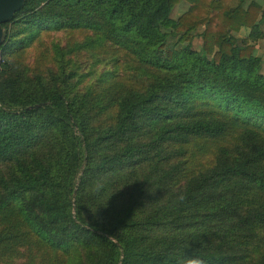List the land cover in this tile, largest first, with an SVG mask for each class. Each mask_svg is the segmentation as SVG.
<instances>
[{"label":"trees","instance_id":"1","mask_svg":"<svg viewBox=\"0 0 264 264\" xmlns=\"http://www.w3.org/2000/svg\"><path fill=\"white\" fill-rule=\"evenodd\" d=\"M246 1L27 0L2 24L0 264H264V10ZM59 30L67 49L30 61ZM81 51L132 62L88 80ZM231 101L255 117H220Z\"/></svg>","mask_w":264,"mask_h":264},{"label":"rangeland","instance_id":"2","mask_svg":"<svg viewBox=\"0 0 264 264\" xmlns=\"http://www.w3.org/2000/svg\"><path fill=\"white\" fill-rule=\"evenodd\" d=\"M188 9V4L186 2H181L178 4L171 12L172 18L179 17L183 12H185ZM13 29V34L20 33L22 35H28L29 33H24L22 29H20L19 26H15L14 24L8 25ZM203 31V27H199L196 30L193 31L192 40L190 43V46L193 50L200 51L201 49V32ZM20 35V36H22ZM244 34L239 33V37H242ZM69 34L67 31H52V32H45L41 31L37 35L34 36V40L32 44L30 45L28 49V53L30 56V61H34L37 56H41L45 60H47L48 57H50L49 53L52 51L54 52L55 47H59L60 49H67V41H68ZM19 37V36H17ZM16 37V38H17ZM241 38H239L240 40ZM176 40L175 37H173L170 42H174ZM86 41V40H85ZM255 54L259 56L263 63L261 65L260 73L264 74V38L260 39L255 44ZM66 54V52H64ZM81 54H79L80 61L82 62V66L79 68L80 72L84 73L82 75H85V77H88V80H91L92 78H97L98 75H102L104 73H107V71H115L116 69L120 72L124 71L128 65L132 62L130 59H132L128 54H120L118 56L119 61L121 62L120 66H117V68H112L111 65H102V64H95L92 67L88 68V63L90 64V59L88 60V63H86L85 59L88 58V56H91L92 53L89 51H81ZM58 55H60V51L57 52ZM56 55V51H55ZM74 56V55H73ZM81 56H85V59H82ZM71 58L66 56V58ZM0 63H1V55H0ZM87 66H84L86 65ZM46 66L50 68L52 65L46 63ZM55 68V67H54ZM88 68V69H87ZM220 108L218 110V114L220 117L223 118H230V117H238L243 120L251 121L252 118L255 117V115L250 111L249 107L245 105L242 101H231L228 103H225L224 105H218ZM257 122H260L261 124H264V117L256 116Z\"/></svg>","mask_w":264,"mask_h":264},{"label":"water","instance_id":"3","mask_svg":"<svg viewBox=\"0 0 264 264\" xmlns=\"http://www.w3.org/2000/svg\"><path fill=\"white\" fill-rule=\"evenodd\" d=\"M26 1L27 0H0V46L5 40V32L2 24L8 22L9 19L12 18L15 13L23 7ZM41 105H44V103L30 105L26 109L29 110L38 108Z\"/></svg>","mask_w":264,"mask_h":264},{"label":"crops","instance_id":"4","mask_svg":"<svg viewBox=\"0 0 264 264\" xmlns=\"http://www.w3.org/2000/svg\"><path fill=\"white\" fill-rule=\"evenodd\" d=\"M249 1L250 0H247L246 4H248ZM255 1L258 2L262 6V9L264 10V0H255ZM260 28H261L262 31L264 30V22L260 23ZM246 32H247L246 30L242 29L240 32H238L236 34H237V36H239V33L245 34Z\"/></svg>","mask_w":264,"mask_h":264}]
</instances>
